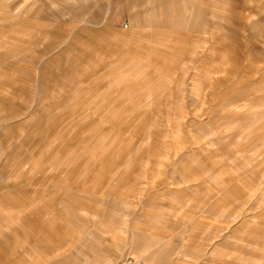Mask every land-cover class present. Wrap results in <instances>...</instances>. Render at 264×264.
Here are the masks:
<instances>
[{
	"label": "rangeland",
	"instance_id": "obj_1",
	"mask_svg": "<svg viewBox=\"0 0 264 264\" xmlns=\"http://www.w3.org/2000/svg\"><path fill=\"white\" fill-rule=\"evenodd\" d=\"M121 1L0 0V199L20 188L53 220L48 243L9 236L23 251L5 244L0 264H105L119 217L163 195L180 159L235 153L220 128L264 88V0L147 28Z\"/></svg>",
	"mask_w": 264,
	"mask_h": 264
},
{
	"label": "crops",
	"instance_id": "obj_2",
	"mask_svg": "<svg viewBox=\"0 0 264 264\" xmlns=\"http://www.w3.org/2000/svg\"><path fill=\"white\" fill-rule=\"evenodd\" d=\"M121 3L127 11L137 12L132 15L135 25L147 28L155 26L148 23L150 20L157 21L156 26H164L169 17L167 13L229 12L230 6L241 7L245 0H232V3L223 0H122ZM260 86L254 88L252 101L230 100V108L243 107V112H238L234 118L230 116L233 119L222 120L220 129L226 131L235 127L229 145L235 153L231 154L232 150L220 145L223 152L209 155L210 162L206 158L205 164L194 157L185 164L180 159L173 169L176 180L167 182L168 193L138 205L134 213L124 218L125 222L119 217L115 233L120 237V246L101 251L100 263L118 264L129 256H136L145 264H247L246 257L252 255L246 253L252 248L247 249L246 245H257L259 248L255 251L259 253L264 251L261 246L264 245V207L251 204L245 209L240 206L254 203V200L261 203L264 198V164L254 165L253 158L248 157L252 150L258 151L259 156L264 155V88L258 89ZM261 139L263 143L259 142ZM218 144L222 141L218 140ZM156 154H160L159 151ZM262 160L264 162V158ZM0 213V255L12 235L16 241L23 233L31 239L34 237V245L40 236L41 241L48 243L42 231L53 226L49 208L34 197L23 201L20 188L4 194L0 199ZM40 219H47L48 224ZM21 246L19 241L11 240L6 250L20 253ZM248 264H264V258Z\"/></svg>",
	"mask_w": 264,
	"mask_h": 264
},
{
	"label": "built area",
	"instance_id": "obj_3",
	"mask_svg": "<svg viewBox=\"0 0 264 264\" xmlns=\"http://www.w3.org/2000/svg\"><path fill=\"white\" fill-rule=\"evenodd\" d=\"M118 264H145V262L143 259H141L139 257L129 256V257L125 258L124 260H122Z\"/></svg>",
	"mask_w": 264,
	"mask_h": 264
}]
</instances>
